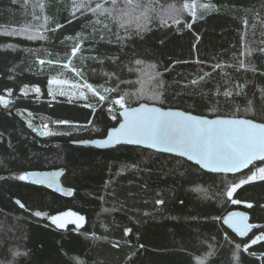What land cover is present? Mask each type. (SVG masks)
Here are the masks:
<instances>
[{
	"label": "trees",
	"instance_id": "obj_1",
	"mask_svg": "<svg viewBox=\"0 0 264 264\" xmlns=\"http://www.w3.org/2000/svg\"><path fill=\"white\" fill-rule=\"evenodd\" d=\"M85 2L77 11L73 0H0V264H264V240L251 243L264 234V181L225 194L264 162L222 175L140 147L70 145L120 123L118 94L128 107L264 124V0H151L139 21L141 9L122 21L89 10L105 0ZM57 76L81 82L85 98L53 97ZM57 169L70 198L18 179ZM235 211L258 226L246 238L223 224ZM67 212L85 223L50 218Z\"/></svg>",
	"mask_w": 264,
	"mask_h": 264
},
{
	"label": "snow or ice",
	"instance_id": "obj_2",
	"mask_svg": "<svg viewBox=\"0 0 264 264\" xmlns=\"http://www.w3.org/2000/svg\"><path fill=\"white\" fill-rule=\"evenodd\" d=\"M105 3L110 4V7L106 8L103 4L97 3L95 8L89 7V10L93 13L99 11L100 14L109 16L119 12V19L122 21L124 17L131 14L128 10L129 8L132 11L141 9L136 17L138 21L141 18L147 19L149 13L153 10L151 0L143 6L140 4V0H105ZM120 3H123L124 7L118 9L117 5ZM73 4L77 11L87 6L85 0H81L80 3L73 0ZM40 6L43 7V4ZM183 7L191 10V14L195 17V3H185ZM201 7L208 8L210 5H201ZM169 9L171 13L177 11L174 5H170ZM129 22L124 21V23ZM162 22L167 23L166 20ZM124 23L121 26H124ZM35 38V36H29V39ZM79 51L80 47L76 45L73 47L71 55L75 56ZM41 63L44 62L41 61ZM240 67H245L244 61H240ZM52 83L66 82L53 80ZM86 87L91 89L92 86L86 85ZM35 91L39 92L40 89L36 88ZM228 94L226 93V95ZM105 99V96H100V100L103 101ZM0 103H4L7 106V101L3 97H0ZM112 103L119 105L123 109L124 123L120 124L119 128H114L106 140L95 141L101 147L120 142L146 144L151 148L167 152H179L180 155L187 156L188 159L196 161L197 164L212 172L235 173L247 168L256 160L264 162V124L254 123L250 119L209 120L180 111H163L160 108L148 107L146 104L138 108H129L126 103V95L119 94L118 98L114 99ZM113 119H115V116H113ZM60 123H67V121H61ZM47 134V132L41 133V135ZM29 175L35 183H47L51 187L60 173H31ZM29 175H21L18 179L28 180ZM256 180L264 181V167L257 168L255 172H252L245 179H240L239 183H233L225 194L231 199L239 187ZM67 194L70 195L71 192ZM231 202L233 204L241 203L238 199H232ZM17 203L19 204L20 202L17 201ZM157 203H163V201L159 200ZM247 206L252 207L251 204ZM20 207H24V205L20 204ZM35 215L41 216L42 213L37 211ZM63 215L75 216L76 214L69 212ZM237 216L240 219L235 222L233 218ZM50 218L59 227H64V224L60 223V216H52ZM83 220V216H76L77 222H83ZM223 223L229 225L241 236H244L254 227V225L247 223L246 216L239 213L230 214L228 218L223 220ZM127 231H130V229ZM261 240H264V234L256 236L251 240V243L255 244ZM236 247L239 249V245ZM247 250V247H245L244 251Z\"/></svg>",
	"mask_w": 264,
	"mask_h": 264
},
{
	"label": "water",
	"instance_id": "obj_3",
	"mask_svg": "<svg viewBox=\"0 0 264 264\" xmlns=\"http://www.w3.org/2000/svg\"><path fill=\"white\" fill-rule=\"evenodd\" d=\"M147 105L148 107H156V108H160L162 109L163 111H180V112H184L186 114H190V115H193V116H198V115H194V114H191V113H187L185 111H182V110H177V109H164V108H161L157 105H153V104H147V103H141L137 106H134V107H129V108H138L140 107L141 105ZM122 112H123V109L122 111L120 112V116H121V121L120 123L114 127V128H119L120 124L124 123V117L122 115ZM199 117H202V118H205V119H209V120H214V119H249V118H244V117H215V118H209V117H204V116H199ZM252 120V119H250ZM254 123H258V124H263V123H259V122H256L254 120H252ZM110 129L108 131V134L107 136L104 138V139H99V140H90V141H80V142H72L70 143L71 146L73 147H77V148H94V149H98V150H108V149H113V148H116L118 146H132V147H140V148H143V149H146V150H151L153 152H157V153H162V154H168V155H172V156H175V157H178V158H182L196 166H198L199 168H201L202 170L206 171V172H209V173H213V174H222V175H238L240 173H243L247 170H249L253 165L257 164V163H260L262 161L260 160H256L254 161L252 164H250L247 168H244V169H241L240 171L238 172H235V173H223V172H212L208 169H205L203 168L201 165L197 164L196 161L194 160H190L188 159L187 156H182L180 155L179 152H167V151H163L161 149H157V148H151L149 147L148 145L146 144H134V143H124V142H120V143H115V144H111L107 147H101L99 144L95 143V141H103V140H106L108 138V135L109 133L114 129ZM31 173H41V174H54V173H60L59 176L56 177V182L50 187L47 183H43V184H38V183H35L32 179V177L29 175ZM65 174V170L63 169H57V170H50V171H34V172H28L24 175H29V179L28 180H24L27 184H31V185H35V186H41V187H44L48 190H50L51 192L57 194V195H60L62 197H66V198H70L73 196L74 192L70 189H67L66 187H64L63 183H62V179H63V176ZM71 192V194H67ZM232 213H239V214H242L243 216H246L247 217V223L248 224H251L250 223V218H249V214L247 212H244V211H235V212H231L230 214ZM226 215L224 219L228 218L229 215ZM235 222H238L239 221V216L237 217H234L233 218ZM224 224V223H223ZM231 232H233L234 234H236L238 237L240 238H246L248 237L254 229H256L258 226L257 225H254V227H252L244 236H241L239 235V233H237L233 228L229 227V225L227 224H224ZM253 225V224H251Z\"/></svg>",
	"mask_w": 264,
	"mask_h": 264
},
{
	"label": "rangeland",
	"instance_id": "obj_4",
	"mask_svg": "<svg viewBox=\"0 0 264 264\" xmlns=\"http://www.w3.org/2000/svg\"><path fill=\"white\" fill-rule=\"evenodd\" d=\"M147 68L149 69V67H146V70L141 71V73H140L143 78L149 77L151 74L147 70ZM53 80H59V81H65L66 82V83H52L51 82V94L53 97L65 96L68 99H81V100L85 98V89H84V85L81 82L69 81V80H67L63 77H60V76L55 77ZM61 93H63V94H61ZM43 132L48 133V130L45 128L43 130ZM256 181H260V180H256ZM252 182H255V181H252ZM67 213H69V212H67ZM71 213H74V212H71ZM75 214H76L75 216H65L63 214L58 215L61 217L60 223H63L64 227L70 223L76 224L77 226L84 224L85 218H84L83 222H77L76 216H81V215H79L77 213H75Z\"/></svg>",
	"mask_w": 264,
	"mask_h": 264
}]
</instances>
